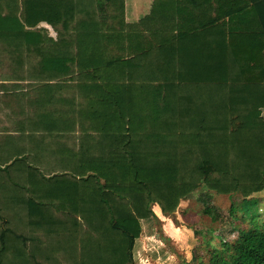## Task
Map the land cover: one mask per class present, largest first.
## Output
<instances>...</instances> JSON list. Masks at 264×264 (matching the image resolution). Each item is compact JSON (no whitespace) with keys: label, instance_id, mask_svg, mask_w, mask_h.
Segmentation results:
<instances>
[{"label":"trees","instance_id":"trees-1","mask_svg":"<svg viewBox=\"0 0 264 264\" xmlns=\"http://www.w3.org/2000/svg\"><path fill=\"white\" fill-rule=\"evenodd\" d=\"M66 1L32 0L30 8L27 2V10L36 24H53L50 18L61 5L66 11L99 13L98 18L90 14L77 22L76 71H69L59 56L45 55L43 61L47 80L61 74L73 77L69 80L82 77L77 87L86 96V104L78 113L102 133L118 139L107 156L59 149L64 157L69 155L66 161L72 163L80 179L70 182L74 190L62 195L70 205L79 203L78 211L105 240L90 248L97 256L92 264H134L135 239L141 233L139 219L158 218L152 203L158 202L162 212L170 214L212 173H218L210 182L212 192L241 190L248 197L264 188V0L155 2L151 13L162 12L163 16L157 15V25L153 21L148 31L154 42L148 34L138 33L137 25L125 32L121 20L118 29L107 34L102 30L112 4L121 6L111 13L113 18L124 14L123 0ZM0 31L2 40L15 46L34 33L9 16H0ZM126 40V46L136 50L166 46V60L172 62L180 51L188 54L192 60L185 65L191 76L185 80L181 74L177 82L153 85L158 74L148 60L149 52L140 49L128 58H109L105 53L107 42L125 46ZM212 53L215 58L211 61ZM159 98L165 101V114ZM66 115L58 119L42 111L31 122L55 132L72 123ZM147 126L148 140L141 145L138 130ZM24 156L17 155L11 163L24 160ZM16 165L25 170L22 162ZM1 169L7 170V165ZM107 191L123 201L129 197L132 208L109 200ZM204 198L203 212L217 219L212 193ZM257 202V198H244L240 208L231 205L230 212L242 211L251 225L240 229L233 242L223 239L222 250L214 248L208 264H264V219L254 211ZM193 259L184 264H192Z\"/></svg>","mask_w":264,"mask_h":264},{"label":"rangeland","instance_id":"rangeland-1","mask_svg":"<svg viewBox=\"0 0 264 264\" xmlns=\"http://www.w3.org/2000/svg\"><path fill=\"white\" fill-rule=\"evenodd\" d=\"M31 1L0 0V16L17 18L27 30L36 34H32L34 38L37 36L36 39L30 37L19 46L0 37V77L16 79L15 98L11 103L13 112L0 118L1 126L15 132L10 135L15 136L14 141L10 139L7 143L6 136L9 135H4L5 133L0 138V264H92L97 256L93 253V248H90L105 240L101 239L89 226L82 212L78 211L81 208L79 203L73 202L70 205L71 202L62 195L72 192L74 187L72 190L69 183L80 179L73 172L72 163L66 161L69 155L65 154L64 157L59 149L79 150L90 157L107 156L109 148L118 139L115 135L113 137L102 133L92 121L78 113L79 108L86 104V96L77 87V82L82 77L69 80L68 78L73 77L61 74L53 80H47L43 61L45 55L59 56L65 60L69 71H76L77 22L96 11H66L61 5L60 11L50 18L53 24L45 21L36 24L27 10V2L30 8ZM66 4H70L68 0ZM119 8L121 6L114 3L109 11L114 14ZM51 14L53 12L49 15ZM118 20H121L119 16H111L103 23L102 30L105 34L119 28ZM147 38L155 41V37L150 34ZM164 47L166 46L140 48L149 52L148 60L158 74L153 85L177 82L181 74L187 80L191 74L186 65L192 59L180 51L176 61L166 60L169 52ZM130 48L126 44L121 46L110 41L107 42L105 53L109 58H128L140 50L138 47L137 50ZM214 58L212 53L211 61ZM223 76L229 77L226 70ZM24 80H28L27 83ZM63 99H67V103ZM69 101L73 104L70 105ZM43 102L45 103L42 104ZM159 103L165 114L164 99L159 98ZM42 111L51 112L58 119L68 114L72 123L66 129L49 132L31 122ZM262 113L264 114V108ZM148 130V126L138 130V133L141 132L138 136L141 145L148 140ZM7 144L12 146L7 148ZM19 154H25L24 160L12 164L11 161ZM21 162L24 164V171L16 165ZM4 165H7V170L1 169ZM217 175L218 173H212L205 181L201 180L170 214L161 215L158 207L156 212L158 202L152 203V209L158 218L151 215L139 219L141 233L135 239L134 264H184L193 256L192 264L200 261L208 264L213 249L223 248V239L233 242L240 229L251 225L250 220L242 217V211L230 212L231 205L240 208L244 198L258 199L253 210L259 212L260 219H264V188L248 197H244L241 190L231 193L212 192L210 182ZM210 192L211 204L219 214L217 219H212L203 212L202 200ZM106 193L109 200H114L117 204L122 202V205L132 208L129 197L123 201L117 194H111L113 192Z\"/></svg>","mask_w":264,"mask_h":264},{"label":"crops","instance_id":"crops-1","mask_svg":"<svg viewBox=\"0 0 264 264\" xmlns=\"http://www.w3.org/2000/svg\"><path fill=\"white\" fill-rule=\"evenodd\" d=\"M159 1H161V0H123V2H124V14L120 15L119 17L122 21L121 23L124 24L125 32H127V29H133V28H130V26L137 25L136 31H138V33L148 34L149 33L148 31L153 26V21L155 19H158V16L159 17L163 16L162 12H156L155 15H153V13H151L155 2L157 3ZM88 11H89V9H83L81 12L85 13ZM92 17L98 18L99 13L96 12L95 14H92ZM105 17H107L106 19L111 18V13H108L107 16L105 15ZM85 18H89V15L85 16ZM154 25H157V23L155 21H154ZM127 41L128 40L125 41L126 45H127V43H126ZM121 46H123V45H121ZM26 81H28V80H24V83ZM14 83H16V79H13V78L9 79V78L0 77V118L8 116L10 113L13 112L12 111L13 105L11 103L14 102L13 98H15V91L16 90H15V84ZM45 102H43L42 104H44ZM1 125H2V121H0V138L2 137V134L5 133L4 135H9V136H6V142L7 143H8V141L10 142V139L14 141L15 136H10V135H12V133L14 131L13 132L9 131L5 128V126H1ZM7 125H8V122H7ZM3 143H5V142H3ZM10 145L12 146V144H7L6 145L7 148H10L11 147ZM13 148H15V147L13 146ZM16 149H20V148H16ZM156 207H158L160 209V213H161V215H163V212H162V209H161V206L159 205V203L155 206V209H156L155 211L157 212ZM175 228L177 229L178 227L175 226ZM175 232H176V230H175Z\"/></svg>","mask_w":264,"mask_h":264}]
</instances>
